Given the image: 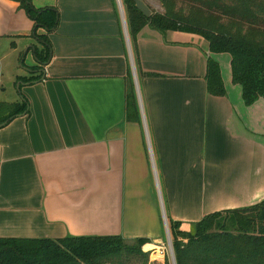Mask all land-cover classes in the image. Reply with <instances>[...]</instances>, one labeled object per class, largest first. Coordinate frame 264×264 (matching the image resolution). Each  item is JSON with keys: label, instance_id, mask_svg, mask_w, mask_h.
Wrapping results in <instances>:
<instances>
[{"label": "crops", "instance_id": "obj_1", "mask_svg": "<svg viewBox=\"0 0 264 264\" xmlns=\"http://www.w3.org/2000/svg\"><path fill=\"white\" fill-rule=\"evenodd\" d=\"M32 2L58 11L38 29L52 44L43 66L34 20L0 0L4 58L14 77H38L24 82L29 113L0 126V237L162 244L167 215L195 222L264 198V97L245 103L230 54L151 25L132 41L123 0ZM210 56L225 96L208 92Z\"/></svg>", "mask_w": 264, "mask_h": 264}, {"label": "trees", "instance_id": "obj_2", "mask_svg": "<svg viewBox=\"0 0 264 264\" xmlns=\"http://www.w3.org/2000/svg\"><path fill=\"white\" fill-rule=\"evenodd\" d=\"M15 1L20 2L35 22L34 35L44 44L43 49L35 50V55L43 66L51 58L52 44L48 35L38 33V29L52 31L58 23V11L51 7L37 8L32 0ZM202 1L242 15H253L254 8L248 6H259L257 0H234V4L223 0ZM123 3L132 41H136L146 25L163 32L179 30L198 34L208 41L212 53L230 54L232 80L241 85L247 105L264 97L263 40L240 31L232 32L224 25L211 27L193 19L184 20L175 9L176 2L168 4L165 12L153 11L149 17L137 8L134 0ZM259 7L264 11V5ZM37 78L20 76L18 80L33 82ZM206 81L209 93L226 95L221 65L213 56L208 57ZM22 95L21 101L0 102V124L29 113V100ZM168 224L176 264H264V199L248 206L213 211L195 222L168 216ZM134 241L137 243L130 244L122 235H70L57 239L0 237V264H130V259L136 256L148 260L149 252L144 250V245L150 249L154 243L147 244L150 240L144 237ZM165 264H173L168 255Z\"/></svg>", "mask_w": 264, "mask_h": 264}, {"label": "rangeland", "instance_id": "obj_3", "mask_svg": "<svg viewBox=\"0 0 264 264\" xmlns=\"http://www.w3.org/2000/svg\"><path fill=\"white\" fill-rule=\"evenodd\" d=\"M147 1L148 0H146V2ZM223 1L226 4H234V0ZM171 2H176L175 9L178 10L180 15H183L184 20L188 18L193 19L195 23L211 27L224 25L226 28H230L232 32L240 31L242 33L252 35L255 39L264 41V11L259 7L260 4L264 5V0H257L259 3L256 4H259V6H248L251 9L254 8L253 10H255L256 13L253 12V15H242L238 12L235 13L233 10L226 11L225 7L207 4L202 0H153L152 2L148 1L147 3L151 6L153 11L163 13L168 8V4L170 5ZM36 43L40 45L37 41ZM4 49V47L0 46V102L21 101L23 99L22 94L24 82H22V80H18V77H14L12 72L14 68L11 66V64L9 65L8 59L4 58V56L6 57V52ZM154 180L156 190L160 195V186L156 181L155 175ZM161 195H165V190L161 192ZM166 211V214H168L169 211ZM168 216L169 215H167V217ZM127 241L130 244L137 243L134 240L127 239ZM154 244L155 246L150 249H146L144 245V250L149 252L148 260H146L144 257L136 256L130 259V264H165V256L168 255L170 258H172L168 236L162 244Z\"/></svg>", "mask_w": 264, "mask_h": 264}, {"label": "water", "instance_id": "obj_4", "mask_svg": "<svg viewBox=\"0 0 264 264\" xmlns=\"http://www.w3.org/2000/svg\"><path fill=\"white\" fill-rule=\"evenodd\" d=\"M134 1L136 3L137 8L139 10H141L144 15L149 17L153 14V10H152L151 6L145 0H134ZM7 123H8V121L3 122L2 124H0V126H4ZM167 233H168L167 236H168V239L170 242V247H171L173 264H176L174 248H173V243H172L171 234H170V228H169L168 224H167Z\"/></svg>", "mask_w": 264, "mask_h": 264}]
</instances>
